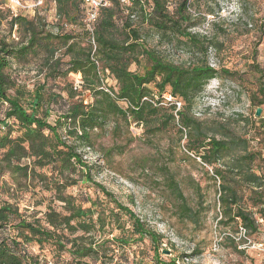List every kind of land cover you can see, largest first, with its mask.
I'll list each match as a JSON object with an SVG mask.
<instances>
[{
	"label": "trees",
	"instance_id": "obj_1",
	"mask_svg": "<svg viewBox=\"0 0 264 264\" xmlns=\"http://www.w3.org/2000/svg\"><path fill=\"white\" fill-rule=\"evenodd\" d=\"M83 2L54 0L65 26L82 23L83 33L75 35L64 28L57 33L48 31L43 19L7 11L0 0V28L6 23L11 36L14 28L22 33L17 42L0 37V178L10 176L17 192L37 188L50 192L51 201L60 204L30 212L17 203L1 201L0 264H41L40 256L31 252L33 246L40 251L48 248L59 258L66 254L69 261L64 264H91L88 260L100 258L106 250L103 236L114 231L119 235L113 242L123 247L148 238L155 251L153 264H186L190 259L164 260L165 235L96 181L93 171L99 165L90 160L93 135L112 121L142 126L151 136L176 128L187 153L210 167L212 179L219 182L218 225L230 229L239 225L246 234L257 233L256 215L264 221V154L252 144L259 140L257 130H263L264 122L249 121L248 125L255 126L253 135H241L226 120L196 117L197 99L208 84L237 74L210 65L209 43L188 29L193 20L190 0H180L173 11L169 0H132L129 6L110 0L111 5L101 10L92 36L84 23ZM136 10L162 38H183L196 59L177 65L147 48L132 25ZM40 54L45 83L65 80L58 94L47 92L46 84L29 90L9 72L12 60L25 64ZM132 65L138 70L132 71ZM106 71L115 79V86L105 83ZM256 73L258 89L252 100L260 108L264 106V74ZM71 74L81 75L79 88L68 82ZM61 102L67 109L50 122L52 106ZM112 153L113 149L106 150L107 156ZM163 176L166 189L176 200L177 216L196 223V212L188 206L174 174L164 169ZM80 183L91 184L116 210L102 209L96 200L84 207L85 201L67 194ZM247 201L256 211L248 208ZM38 205L42 203L34 206Z\"/></svg>",
	"mask_w": 264,
	"mask_h": 264
},
{
	"label": "rangeland",
	"instance_id": "obj_2",
	"mask_svg": "<svg viewBox=\"0 0 264 264\" xmlns=\"http://www.w3.org/2000/svg\"><path fill=\"white\" fill-rule=\"evenodd\" d=\"M1 1L7 11L13 12L9 0ZM20 1L23 8L17 9L14 14L30 19L39 17L45 21L48 31L53 33L62 28L75 35L83 33L79 21L76 26H65V20L57 15L54 0H43L41 4L38 0ZM169 2L170 11H173L180 0ZM190 4L193 20L188 29L209 43L210 65L237 74L234 78L212 80L197 99L194 113L200 119L226 120L238 134L253 135L255 126L248 125V122L256 119L264 122V106L258 108L252 100L258 89L259 74L256 70L264 74V0H190ZM132 25L140 31L144 45L165 60L188 65L196 59L183 38H162L150 24L144 22L140 11H137V19L132 21ZM16 30L14 28L11 36L8 25L4 23L0 28V37L17 42L22 33ZM41 62V54L30 58L25 64L12 60L9 72L29 90L46 84L47 92L60 93L59 88L64 86L65 80L45 83ZM131 70L138 69L132 65ZM80 79V74H71L68 82L76 83ZM105 83L116 85L109 74ZM52 107L50 122L67 109V104L61 102ZM258 109L262 110L260 117L256 116ZM115 125H118L116 131ZM262 127L263 130H257L259 140L252 145L264 154V123ZM93 143L90 160L99 165L93 171L96 181L151 228L165 235L162 244L164 260L189 257L186 264H264V221L256 215L259 230L255 234L247 233L245 237L240 234L239 225L234 229L218 225L221 219L219 182L212 179L210 167L187 153L185 141H180L176 128L171 127L167 132L151 136L145 134L142 126H127L123 122L112 121L104 130L94 133ZM107 149H113L112 156H107ZM164 169L174 174L188 206L196 212V223L183 221L177 216L176 200L164 185ZM5 182L8 186H5ZM15 189L10 176L0 178V202L17 203L21 210L29 209L30 212H43L50 203L60 207V204L51 201L50 192L40 188L31 192H17ZM67 194L85 201L84 207L91 205L89 201L96 200L102 209L116 210L115 204L91 184L80 183L69 188ZM244 196L247 199L249 191ZM37 202L42 205L35 207ZM246 204L256 211L249 201ZM118 235L119 232L114 231L112 235L103 236L105 252L100 258L88 261L91 264L154 263V246L148 238L123 247L113 242ZM215 244L219 245L217 251L213 248ZM166 251H170V254ZM31 252L40 256L41 264H64L69 261L66 254L61 258L55 257L48 248L40 251L33 246Z\"/></svg>",
	"mask_w": 264,
	"mask_h": 264
},
{
	"label": "built area",
	"instance_id": "obj_3",
	"mask_svg": "<svg viewBox=\"0 0 264 264\" xmlns=\"http://www.w3.org/2000/svg\"><path fill=\"white\" fill-rule=\"evenodd\" d=\"M10 5L13 12H16L17 9L23 8V5L20 0H9ZM122 4L129 6L132 2V0H120ZM39 4H41V1H39ZM110 0H84L83 6H84V23L87 28V31L91 34V36L94 33L96 23L99 19L100 12L103 8L110 6ZM99 65V64H98ZM212 66V65H211ZM213 67V66H212ZM107 74H109L108 71H106ZM82 84L81 79L76 81L75 86L79 88ZM167 100H171V97L168 96ZM178 109L181 108V104L177 103ZM240 234L245 237L246 231L241 228ZM214 250L217 251L219 248L218 244H215L213 246Z\"/></svg>",
	"mask_w": 264,
	"mask_h": 264
},
{
	"label": "water",
	"instance_id": "obj_4",
	"mask_svg": "<svg viewBox=\"0 0 264 264\" xmlns=\"http://www.w3.org/2000/svg\"><path fill=\"white\" fill-rule=\"evenodd\" d=\"M261 114H262V110H261V109H258V110H257V113H256V116H257V117H260ZM167 254H170V252L168 251Z\"/></svg>",
	"mask_w": 264,
	"mask_h": 264
}]
</instances>
